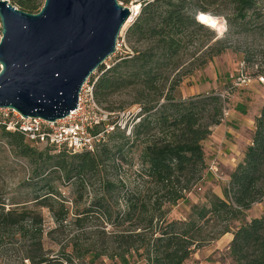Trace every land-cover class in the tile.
<instances>
[{"label":"trees","instance_id":"16d2710c","mask_svg":"<svg viewBox=\"0 0 264 264\" xmlns=\"http://www.w3.org/2000/svg\"><path fill=\"white\" fill-rule=\"evenodd\" d=\"M9 1L24 11L37 12L44 0ZM233 2L232 13L226 17L229 28L244 31L250 18L261 17L257 0ZM136 4L137 13L126 35L146 45L111 65H100L98 75L88 77L94 81L98 103L123 88L134 89L132 103L140 109L129 134L115 124L117 129L105 134L94 151L51 153L47 147H54L38 149L21 131L0 125L1 135L14 152L35 163V168L42 167L44 180L54 169L65 181L93 192L90 204L76 209L70 220L69 207L53 185H44L11 206L0 196V264H8L1 260L11 255L16 264H75L79 260L97 264L105 257L112 264H188L196 249L227 232L232 234L227 250L234 264H264V211L245 219L251 205L264 199V103L254 119L251 142L228 173L223 195L209 193L205 202L190 207L185 218L168 219L165 205L184 198L195 176L206 167L203 141L221 121L222 99L213 92L182 97L175 90L178 57L205 28L201 18L207 13L201 0ZM167 69L174 74L169 81L164 76L168 84L161 85ZM100 129L98 124L91 132ZM130 150L137 152L136 176L142 180L132 187L106 174L107 167ZM92 179H97L98 191ZM42 208L50 211L54 223L48 230ZM95 212L98 225L90 223ZM52 233L69 236L66 243L58 241L60 248L53 252L43 247V238ZM16 242L19 247H8Z\"/></svg>","mask_w":264,"mask_h":264},{"label":"rangeland","instance_id":"374dc122","mask_svg":"<svg viewBox=\"0 0 264 264\" xmlns=\"http://www.w3.org/2000/svg\"><path fill=\"white\" fill-rule=\"evenodd\" d=\"M121 4L130 8L131 14L121 28L116 42L115 52L105 59L104 66L111 65L115 60L132 53L134 48L142 49L145 41H134L126 35V29L132 22L131 17L137 13V4L133 0H118ZM234 0H201L206 9L203 15L205 28L194 35V41L188 44L187 48L178 57L180 70L176 76L178 85L176 93L182 97H187L197 93H223L222 118L225 124L233 128L239 134L236 149L234 151L221 147V152H216L218 143L214 136H209L203 141L206 167L200 174L195 176L190 184V190L185 197L176 204H166L165 209L168 219H183L190 211L194 203L206 201V195L216 193L223 195V188L227 183L228 173L236 164L239 150L245 144L250 135L248 126L244 124L247 118L254 117L260 106L264 102V81H259L257 77L264 79V0H257V9L260 18H250L246 30L238 32L237 29L229 28L226 17L231 15ZM15 5V4H14ZM223 47V50L220 49ZM220 51V52H218ZM1 67V66H0ZM247 74L251 77L248 84L233 86V81L239 73ZM99 71L92 73L95 78ZM174 72L167 69L163 72L161 85L165 82L164 76L168 75L171 80ZM90 82V80H89ZM135 91L132 88H123L110 95L106 102L99 105L106 111H112L109 117L118 120L116 127L121 129V124L132 129V125L138 120L139 105L132 103ZM106 107H109L108 109ZM225 110V113H223ZM214 126V125H213ZM115 127V129H117ZM106 140V139H105ZM213 140V141H212ZM222 146V145H221ZM38 149H45L46 146L38 145ZM49 148L51 153L58 150ZM132 151V150H130ZM228 154L225 160H220L219 156ZM125 157L116 160V164L107 167L106 174L112 179L120 180L125 185H141L142 180L136 176L139 163L136 159L137 152H125ZM67 154V153H66ZM216 167V171L210 167ZM42 167L35 168V163L27 158L16 154L13 147L8 143V139L0 133V196L7 206H11L14 201L21 200L25 196L31 197L34 191H40L44 185H53L65 199L69 207L68 219L73 218L78 208L87 206L92 201L93 192L83 191L77 188L72 181H65L58 170H50L46 174V179L41 175ZM45 174V173H44ZM198 177V178H197ZM94 191H98V181L93 179ZM29 192V193H28ZM31 193V194H30ZM77 202V205H75ZM264 211V199L255 202L246 211L245 219L261 216ZM41 213L46 229L54 226L51 213L47 208H42ZM94 213L90 217L92 225H98L100 219ZM70 228V226H69ZM68 230V229H67ZM68 235V234H67ZM57 233L43 238V247L57 251L60 248L58 241L66 243L69 236ZM231 233L223 234L218 238L200 246L187 260L188 264H234L228 256V244ZM8 247H19L18 242L8 245ZM69 250V245L65 247ZM8 264H16L17 260L11 255ZM97 264H112L106 257ZM75 264H90L87 261L79 260Z\"/></svg>","mask_w":264,"mask_h":264},{"label":"water","instance_id":"95a60500","mask_svg":"<svg viewBox=\"0 0 264 264\" xmlns=\"http://www.w3.org/2000/svg\"><path fill=\"white\" fill-rule=\"evenodd\" d=\"M130 14L118 0H44L37 12L0 0V107L66 117L82 84L115 52Z\"/></svg>","mask_w":264,"mask_h":264},{"label":"built area","instance_id":"2783aa9c","mask_svg":"<svg viewBox=\"0 0 264 264\" xmlns=\"http://www.w3.org/2000/svg\"><path fill=\"white\" fill-rule=\"evenodd\" d=\"M257 79L264 81L262 76ZM250 81L249 75L240 72L232 85L241 86ZM93 84L94 81L89 82V79L82 84L77 107L64 118L47 121L39 117H24L14 109L0 107V125L9 131H21L25 138L35 145H50L56 150L67 152L94 151L97 143L114 129L118 120L109 117L113 112L104 110L96 101ZM214 94L224 98L223 93ZM98 124H101V129L93 134L91 129ZM125 127V124H121V129ZM130 130L127 128L126 134H129ZM210 168L216 171V167Z\"/></svg>","mask_w":264,"mask_h":264},{"label":"crops","instance_id":"0c3cea01","mask_svg":"<svg viewBox=\"0 0 264 264\" xmlns=\"http://www.w3.org/2000/svg\"><path fill=\"white\" fill-rule=\"evenodd\" d=\"M261 106H260V108H261ZM260 108H259L257 114L254 117L247 118L246 121H244V124H246L248 126V129L250 130V135L246 139L245 144L238 151L239 152V156H238L237 162L241 159L244 148L251 142V133H252L254 127H255L254 119L259 114ZM210 136H214L215 139H216L215 142L218 143V147H217L216 152H221V147H226V148H228V149H230L232 151H234L236 149V144L235 143L238 141L237 138H238L239 134L237 133L236 130H234L233 128H231L227 124H225V120H221L218 124H216V125L211 127ZM222 153H223V156H219V159L220 160H225L226 157L228 156V154L225 153V152H222ZM204 157H205V154H204ZM234 166H235V164L233 165V167ZM233 167L231 168V170L233 169ZM227 233H230V232H227ZM227 233H225V234H227ZM231 238H232V234H231ZM231 238H230V240H231ZM199 264H202V263H199ZM206 264H209V263L206 262Z\"/></svg>","mask_w":264,"mask_h":264},{"label":"snow or ice","instance_id":"6c2138e0","mask_svg":"<svg viewBox=\"0 0 264 264\" xmlns=\"http://www.w3.org/2000/svg\"><path fill=\"white\" fill-rule=\"evenodd\" d=\"M201 19H204L203 17Z\"/></svg>","mask_w":264,"mask_h":264}]
</instances>
